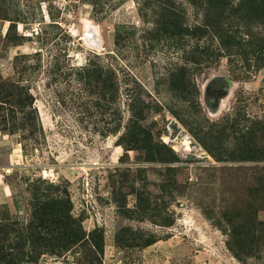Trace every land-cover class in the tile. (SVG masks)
Masks as SVG:
<instances>
[{
  "label": "rangeland",
  "instance_id": "obj_1",
  "mask_svg": "<svg viewBox=\"0 0 264 264\" xmlns=\"http://www.w3.org/2000/svg\"><path fill=\"white\" fill-rule=\"evenodd\" d=\"M167 4L187 34H165ZM204 10L192 0H0V90L28 100L24 112L1 104L0 264H219L223 250L239 261L228 224L205 213L222 221L264 180V26H251L247 54L230 53L205 34ZM106 77L115 103L102 98ZM55 199L69 201L86 237L63 254L28 237Z\"/></svg>",
  "mask_w": 264,
  "mask_h": 264
},
{
  "label": "trees",
  "instance_id": "obj_2",
  "mask_svg": "<svg viewBox=\"0 0 264 264\" xmlns=\"http://www.w3.org/2000/svg\"><path fill=\"white\" fill-rule=\"evenodd\" d=\"M196 5L204 7L206 20L204 23L205 34H212L219 40L225 51L230 53L247 54L254 45V34L251 26H264V0H192ZM174 6L167 4L165 15L169 18L166 21L165 34L185 35L187 30L183 28V17L173 11ZM248 30H245V28ZM194 34V33H192ZM248 35V37H244ZM264 42V39H261ZM257 52V51H256ZM93 71V74L91 72ZM87 70L88 88H91L92 78L95 70ZM97 82L102 85L101 95L103 100L116 102V86L111 83L109 77L98 78ZM87 88V89H88ZM3 89V90H2ZM0 90V128L5 121L2 112V103L8 104V100L14 102L12 109L24 112L28 100L24 93H15V90L4 86ZM141 105V106H140ZM100 107V103L98 104ZM139 118L145 112V107L139 99ZM144 110V111H143ZM136 117V115H135ZM138 137L141 136V143L148 149V136L144 129L135 128ZM134 140V138H133ZM139 142V139H135ZM147 142V143H146ZM36 194V192H35ZM50 201V200H49ZM68 200L55 199L50 206H43L37 214V220L29 227L28 237L30 243L36 245L39 240L48 252L60 254L72 247L85 242V234H80L75 228V220L72 219L67 204ZM264 211V180L258 179L257 185L250 188L246 201L240 207H228L222 212V221L212 217L206 212L207 218L215 227L225 231L223 221L229 226L227 246L228 249L239 259L242 264H264V220L260 219V212ZM98 251L99 245H94ZM94 260L100 264L99 257Z\"/></svg>",
  "mask_w": 264,
  "mask_h": 264
},
{
  "label": "crops",
  "instance_id": "obj_3",
  "mask_svg": "<svg viewBox=\"0 0 264 264\" xmlns=\"http://www.w3.org/2000/svg\"><path fill=\"white\" fill-rule=\"evenodd\" d=\"M222 254L221 257H222V260L225 262V263H231V264H241L238 260H236L235 258L231 257V259L228 257V253L226 251L223 250V252H221ZM220 260L219 261V264L222 263L223 264V261ZM234 260H236V263L234 262ZM212 262V261H211ZM211 264H218V262L216 261H213Z\"/></svg>",
  "mask_w": 264,
  "mask_h": 264
},
{
  "label": "bare ground",
  "instance_id": "obj_4",
  "mask_svg": "<svg viewBox=\"0 0 264 264\" xmlns=\"http://www.w3.org/2000/svg\"><path fill=\"white\" fill-rule=\"evenodd\" d=\"M91 31H92L93 33H95V31H94L93 29H89V30H88V32H90V33H91ZM87 42H88L89 44L93 45V46H98V45H100V41H99V39H98L97 37H96V38L92 37L89 33H88V39H87Z\"/></svg>",
  "mask_w": 264,
  "mask_h": 264
}]
</instances>
